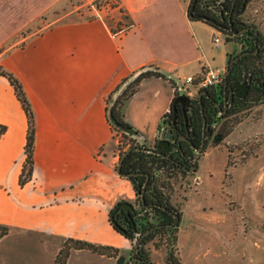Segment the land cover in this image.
Listing matches in <instances>:
<instances>
[{"label":"crops","instance_id":"crops-1","mask_svg":"<svg viewBox=\"0 0 264 264\" xmlns=\"http://www.w3.org/2000/svg\"><path fill=\"white\" fill-rule=\"evenodd\" d=\"M190 2L121 0L117 9L124 24L112 26L101 18L54 24L0 56V66L21 83L35 120L33 175L21 187L27 118L14 89L0 76V125L6 129L0 138V225L23 238L12 245L33 249L34 257H46L47 264L51 241L59 239L63 245L79 240L125 247L108 222L115 201L133 196L130 182L114 169L108 97L138 69L152 66L164 74L166 79L142 81L125 109V122L152 139L173 97L167 80L223 67L235 49L213 47L216 31L189 18ZM196 29L209 30L210 48ZM98 256L102 264H116L112 256Z\"/></svg>","mask_w":264,"mask_h":264},{"label":"flooded vegetation","instance_id":"flooded-vegetation-1","mask_svg":"<svg viewBox=\"0 0 264 264\" xmlns=\"http://www.w3.org/2000/svg\"><path fill=\"white\" fill-rule=\"evenodd\" d=\"M257 1L195 3L189 18L214 28L235 49L219 67L222 80L216 85L189 90L184 80H167L173 97L152 139L137 129L139 137L117 131L127 144L118 151L114 169L130 182L133 196L117 199L108 212V222L125 247H103L108 249L100 255L112 256L116 264H181L177 238L182 211L204 155L264 104V34L255 19L261 13ZM71 241L79 240H66L62 250Z\"/></svg>","mask_w":264,"mask_h":264},{"label":"rangeland","instance_id":"rangeland-1","mask_svg":"<svg viewBox=\"0 0 264 264\" xmlns=\"http://www.w3.org/2000/svg\"><path fill=\"white\" fill-rule=\"evenodd\" d=\"M259 3L262 16L257 24L264 34V21L260 22L264 0L254 4ZM120 4L121 0H0V56L54 24L91 18H101L112 26L115 22L124 24L117 9ZM194 32L211 47L209 30ZM221 39L222 47L233 50V42L223 35ZM252 116L203 157L190 200L182 211L177 238L181 264H264V104ZM113 132L111 146L116 162L127 138ZM6 228L9 236L0 243V264H47L46 257H34L33 249L30 253L12 245L23 238ZM61 247L60 239L51 241V264H65L77 253L71 252L78 250L74 244L65 250ZM97 254L89 250L74 254L70 264H102Z\"/></svg>","mask_w":264,"mask_h":264},{"label":"trees","instance_id":"trees-1","mask_svg":"<svg viewBox=\"0 0 264 264\" xmlns=\"http://www.w3.org/2000/svg\"><path fill=\"white\" fill-rule=\"evenodd\" d=\"M200 1L201 0H197L196 5H198V3ZM188 16L193 18V15L190 14L189 10H188ZM26 34H27V32H26ZM0 76L6 78L7 81L9 82V84L14 89L15 95H16L17 99L19 100V102L21 103V106H22L24 113L26 115V118H27L28 128H27L26 143L24 146L25 159H24V163H23L21 172L19 174V178H18V184H19V186L22 187L27 182H29L31 180L32 175H33V170H34V162H33L34 134H35L34 113L32 111L31 105H30V103L26 97V94H25L23 87H22L21 83L19 82V80L13 74L6 72L1 66H0ZM151 77H157V78L165 79L164 74H162L161 72H158V71H148V72L142 73L124 91V93L116 100L114 107H113V115L117 119L118 122L125 123L123 118H124V112H125V108L127 106V103L134 96V94L137 92L142 81H144L145 79L151 78ZM111 95L108 97L107 105L110 101ZM119 114L121 117H119ZM124 125L129 126L127 124H124ZM112 128H113V130L118 131L114 127H112ZM5 130H6L5 127L0 125V138L5 133ZM7 233H8L7 228L5 226L0 225V238L5 236ZM71 242L74 244V248L78 249V250L88 249V250H91L94 252H96V251L101 252L102 250L108 249V248L106 249L103 247H97V246H94V245L89 244V243L84 242V241H71Z\"/></svg>","mask_w":264,"mask_h":264},{"label":"water","instance_id":"water-1","mask_svg":"<svg viewBox=\"0 0 264 264\" xmlns=\"http://www.w3.org/2000/svg\"><path fill=\"white\" fill-rule=\"evenodd\" d=\"M195 3L196 0H192L191 6H190V14L192 15V11L195 7ZM195 19H198V17H195ZM204 21L207 19L206 18H202ZM148 71H158L160 72L158 69L152 67V66H146L143 67L141 69H138L137 71L133 72L131 75H129L126 79H124V81L119 85V87L113 92V94L110 97V101L107 105V109H106V113H107V119L108 122L110 123V125L112 127H114L116 130H119L120 132H122L123 134L126 135H132L134 137H139V134L137 133V131L135 129H133L130 126H125L122 124H119L117 122V120L115 119L114 115H113V107L114 104L116 102V100L124 93V91L142 74ZM130 150V149H129ZM128 150V151H129ZM127 151V152H128ZM126 152V153H127ZM118 172V171H117ZM118 174L123 177L124 175L120 174L118 172ZM111 220H112V215H111ZM121 263V261L118 262V264Z\"/></svg>","mask_w":264,"mask_h":264},{"label":"built area","instance_id":"built-area-1","mask_svg":"<svg viewBox=\"0 0 264 264\" xmlns=\"http://www.w3.org/2000/svg\"><path fill=\"white\" fill-rule=\"evenodd\" d=\"M212 45L217 50L222 48V39L219 32H215V34L213 35ZM221 80L222 69L208 67L200 75L186 77L184 79V84L189 90H196L216 85L220 83Z\"/></svg>","mask_w":264,"mask_h":264}]
</instances>
